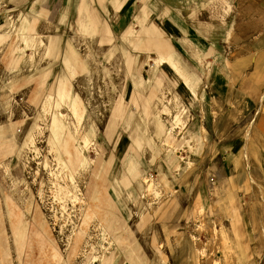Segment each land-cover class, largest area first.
<instances>
[{
    "label": "rangeland",
    "instance_id": "rangeland-1",
    "mask_svg": "<svg viewBox=\"0 0 264 264\" xmlns=\"http://www.w3.org/2000/svg\"><path fill=\"white\" fill-rule=\"evenodd\" d=\"M263 36L264 0H0V264H264Z\"/></svg>",
    "mask_w": 264,
    "mask_h": 264
},
{
    "label": "crops",
    "instance_id": "crops-1",
    "mask_svg": "<svg viewBox=\"0 0 264 264\" xmlns=\"http://www.w3.org/2000/svg\"><path fill=\"white\" fill-rule=\"evenodd\" d=\"M262 41V48L258 49V54L262 55V64H258V67L255 71L259 74V82L261 84L264 83V36L260 38V41ZM227 78V77H226ZM228 83L220 84V87L226 88V96L230 98V102H232V94H231V85L229 83V80L226 79ZM230 94V96H229ZM229 99H223V102H227ZM231 158V161L229 160ZM224 163L223 169H218L216 172H214L213 176H204L202 178H197L193 176V183L195 185H198V194L194 197V200H197L196 209L198 206H202L204 208V211L208 214V216L215 215V212H213V209L216 206V204L219 201V204L222 205L223 211L225 212L222 217L228 216L230 212V208L235 203L233 200L236 199L237 194L232 191V184L233 183H246L247 175L244 173V176L241 174V171L237 169L236 161L234 157H231V153L226 152L224 157L222 158ZM212 161H214V157H212ZM229 161L231 162L229 166L226 165V162L229 164ZM244 177V178H242ZM202 185H208L207 187H204L205 194L201 193L200 189L202 188ZM217 193H216V192ZM194 206V204H193ZM200 208V207H199Z\"/></svg>",
    "mask_w": 264,
    "mask_h": 264
}]
</instances>
